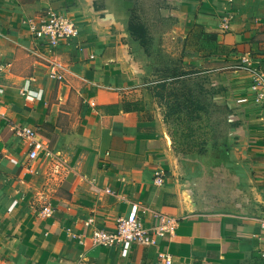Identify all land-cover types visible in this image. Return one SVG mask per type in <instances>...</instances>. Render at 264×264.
<instances>
[{"label":"crops","instance_id":"0c3cea01","mask_svg":"<svg viewBox=\"0 0 264 264\" xmlns=\"http://www.w3.org/2000/svg\"><path fill=\"white\" fill-rule=\"evenodd\" d=\"M244 3L165 0L182 39L196 25L200 41L216 34L226 50L241 41L228 19L242 15ZM48 8L72 17L76 35L56 46L32 37L23 20ZM141 57L126 20L101 0H0V264H164L161 253L170 264H264V133L231 145L255 186L230 211L197 208L159 119L124 109ZM224 73L232 95L243 88L263 121L246 71ZM132 207L147 226L159 215L175 218L174 232L126 256L95 242L96 229L113 230Z\"/></svg>","mask_w":264,"mask_h":264},{"label":"rangeland","instance_id":"374dc122","mask_svg":"<svg viewBox=\"0 0 264 264\" xmlns=\"http://www.w3.org/2000/svg\"><path fill=\"white\" fill-rule=\"evenodd\" d=\"M101 2L126 20L127 27L145 29L144 41L136 39L142 49L141 73L124 101L159 119L173 166L193 187L197 208L213 213L234 209L256 182L253 169L244 168L247 163L233 160L231 145L244 133H264V126L243 88L232 95L224 72L244 70L237 67L243 56L264 61V0H246L244 13L229 17L232 29L241 33V41L229 50H212L211 39L193 40L190 31L182 39L165 0ZM184 47L197 48L204 62L199 67L185 62Z\"/></svg>","mask_w":264,"mask_h":264},{"label":"built area","instance_id":"2783aa9c","mask_svg":"<svg viewBox=\"0 0 264 264\" xmlns=\"http://www.w3.org/2000/svg\"><path fill=\"white\" fill-rule=\"evenodd\" d=\"M23 23L27 26L32 37H41L51 46H56L77 33V25L72 17L49 8L26 17ZM241 58L243 65L237 67L246 71L250 95L253 101L259 105L264 117V61L251 59L248 55ZM1 92L2 88L0 87ZM24 132L31 135L29 130ZM29 144L34 148L40 147L39 142L31 141ZM28 162L29 158L27 157L19 160L21 165H27ZM155 180L157 183L161 182V178L158 176ZM176 224L175 218L159 215L157 223L147 226L138 210L132 207L126 214L116 219L113 230L96 229L93 237L96 243L117 246L120 249V254L126 256L133 247L153 245L159 237H163L166 233L172 234ZM260 228L264 233V219L260 222ZM160 256L164 258V264L171 263V256L168 253H161ZM261 257L264 259L263 253Z\"/></svg>","mask_w":264,"mask_h":264},{"label":"trees","instance_id":"16d2710c","mask_svg":"<svg viewBox=\"0 0 264 264\" xmlns=\"http://www.w3.org/2000/svg\"><path fill=\"white\" fill-rule=\"evenodd\" d=\"M128 29L131 32V35L133 36L134 39H139L140 41H144V39H145L144 38L145 29L143 28V26H136V25L129 24ZM200 35H201V31L199 30V26L194 25L191 28L190 33H189L188 36L191 39L196 40ZM202 37L203 38H207V40L208 39H211L212 40L213 43H212V46H210L212 50L217 48L216 34H205L204 33L202 35ZM191 46H193V43L191 44ZM182 53L184 55H197L198 54V49L197 48L196 49H186L184 47ZM206 55H207V53H206ZM124 109L125 110H131V109H140V108L132 107V106L129 105V103H126L125 102L124 103Z\"/></svg>","mask_w":264,"mask_h":264}]
</instances>
